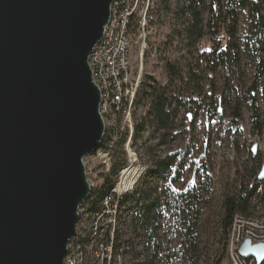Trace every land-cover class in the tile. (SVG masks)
<instances>
[{"label":"water","instance_id":"95a60500","mask_svg":"<svg viewBox=\"0 0 264 264\" xmlns=\"http://www.w3.org/2000/svg\"><path fill=\"white\" fill-rule=\"evenodd\" d=\"M113 1L0 0V264L65 263L106 130L88 59ZM238 252L260 264L264 243Z\"/></svg>","mask_w":264,"mask_h":264},{"label":"rangeland","instance_id":"374dc122","mask_svg":"<svg viewBox=\"0 0 264 264\" xmlns=\"http://www.w3.org/2000/svg\"><path fill=\"white\" fill-rule=\"evenodd\" d=\"M212 2L205 0L206 8L202 13L204 32L207 35L222 33L228 39L235 22L237 31L233 38L241 47L238 61L232 62L226 71L220 70L219 74L211 76L214 88L224 92L222 100L215 106L218 114L210 115L205 108H200L195 115V105L187 103L179 108L176 130L171 132L165 143H160L163 133L154 132L150 125L141 137L133 140L134 150L147 167V174L140 184L141 191L148 190L151 199L159 197L161 202L174 194L187 192L193 199L189 220L184 221L180 217L177 220L174 212L161 206L157 223L150 224L157 232L161 248L154 254L152 241L144 238V245L148 243L144 257L154 264H215L217 261L230 264L220 225L224 214L223 202L227 197L240 194L242 187H251L264 166V75L257 77L260 57L254 49L250 31L257 18L254 13L241 8L239 3L232 11L228 0H216L213 16L210 12ZM184 6V0H170L167 7L160 6L157 22L151 29L142 56L141 43L132 48L134 73L137 76L142 68L145 82L148 76H152L161 84L167 83L166 62L179 66L195 64L199 54L214 46L205 44V39H209L207 36L196 42L185 39L191 16L189 12L182 13ZM254 84L258 86L256 94L261 110L262 128L259 130L252 119L248 100V92ZM195 98L202 96L196 94ZM237 110L240 117L235 116ZM145 114L146 106L137 104L133 109L135 126L143 121ZM118 142L115 143L116 158L123 160L125 146ZM255 143L258 144V152L253 156L251 148ZM176 152L177 161L181 164L165 173L164 179L157 177L159 162L167 154ZM90 166L94 167L90 179L96 182V176L99 177L103 170L102 165L95 162ZM256 193L263 197L264 183ZM263 201L262 198L257 203L261 210H264ZM130 222L133 219L130 218Z\"/></svg>","mask_w":264,"mask_h":264},{"label":"built area","instance_id":"2783aa9c","mask_svg":"<svg viewBox=\"0 0 264 264\" xmlns=\"http://www.w3.org/2000/svg\"><path fill=\"white\" fill-rule=\"evenodd\" d=\"M162 0H114L111 14L99 43L89 55L92 77L101 95L99 112L105 122L106 145L84 160L92 192L100 188L116 164L115 143L121 139L125 146V163L114 176L106 192L94 201H86L79 209L80 218L76 232L67 247L64 264H144L145 231L141 228L142 204L139 209L128 199L140 186L147 167L133 148L135 124L133 109L143 83L142 68L137 76L132 64V48L141 43L140 56L151 34ZM226 36L217 33L205 44L223 48ZM207 52V49L204 50ZM103 139V140H104ZM101 163L103 170L93 182L94 167ZM99 183H101L99 185ZM257 192V191H256ZM92 194V193H91ZM257 193L252 197V215L236 213L225 240L230 264H258L255 257L239 254V245L250 239L252 244L264 243V210L257 203ZM90 200V199H89ZM264 202V201H263ZM137 213V214H136ZM137 215V232L130 218ZM149 261V260H148ZM260 264H264V259Z\"/></svg>","mask_w":264,"mask_h":264},{"label":"trees","instance_id":"16d2710c","mask_svg":"<svg viewBox=\"0 0 264 264\" xmlns=\"http://www.w3.org/2000/svg\"><path fill=\"white\" fill-rule=\"evenodd\" d=\"M170 0H162L161 6L167 7ZM215 2L213 0L210 6V12L215 16ZM230 9L236 7L239 3L240 7L246 9L250 13H254L257 18L254 25L251 27V35L253 36L254 49L258 53L260 59L257 64V77L264 75V0H228ZM184 8L182 13L189 12L190 20L186 28L185 39L188 42H196L204 37H209V39H214L217 32H211L206 34L204 32V27L202 25V13L205 7V0H184ZM206 8V7H205ZM253 15V16H254ZM235 22L231 26L230 38L225 40L223 48L220 49V44L211 46L207 52L199 54L198 63L190 64L186 63L179 66L176 63L166 62L165 72L167 75V83L161 84L155 80L152 76H148V81H144L138 92V97L136 100V105H145L146 114L143 121L135 126L134 139L137 140L141 137L147 125L153 127L154 132H162V140L160 143H165V140L171 136V132L176 130V121L179 115V108L185 106L187 103L195 105V115L198 114L200 108H205V110L212 114H218L216 104L220 103L223 98V91L214 88L211 76L213 74H219L220 70L226 71L231 67L232 62L239 60L241 54V47L234 40L236 33ZM263 86V99H264V80L262 81ZM258 86L254 84L250 91L248 92L249 109L252 113V119L257 124L256 128L259 130L262 128L260 123L261 110L258 104L257 98ZM198 94L202 98H195ZM221 116V114H220ZM236 117H240V111H236ZM106 139L101 143V147L106 145ZM118 143H124V140H119ZM117 143V144H118ZM134 143V141H133ZM116 155V152H115ZM178 152L167 154L159 162L158 168L156 170V176L160 179L165 178V173H168L173 166L176 164H181V161H177ZM125 163V158L123 160H117L114 165L111 174L106 176L105 181L102 186L96 191L92 192L88 202L94 201L96 198H100L106 190L111 185V176H114L119 168ZM264 183L263 180H259L256 177V182L249 188L242 187L240 194L227 197L223 202L224 214L221 219V227L223 229L224 239L228 237L233 216L236 213H241L243 215H252L254 206L252 205V197L255 195L258 188ZM141 186L138 187L137 191L129 196L134 203V208L137 210L142 204V216L139 217L141 222V229L145 231V240L152 241L153 243V253H159L160 243L157 240V232L155 228H151L152 222L157 223L158 213L161 206L167 207L169 211L174 212V214L181 220L187 221L191 216V202L192 198L187 193L174 194L172 198L160 201L159 197L151 199L149 191H141ZM259 195H257L258 197ZM256 197V198H257ZM261 199V198H260ZM259 199V200H260ZM144 200L145 202H142ZM261 201V200H260ZM162 203V204H161ZM190 209V210H189ZM137 214V213H136ZM137 215L133 216V227L137 232ZM151 226V227H150ZM217 261L215 264H219ZM144 264H154V261H146Z\"/></svg>","mask_w":264,"mask_h":264},{"label":"flooded vegetation","instance_id":"af4514ba","mask_svg":"<svg viewBox=\"0 0 264 264\" xmlns=\"http://www.w3.org/2000/svg\"><path fill=\"white\" fill-rule=\"evenodd\" d=\"M257 152H258V148H257ZM257 154V153H256ZM256 156V155H255Z\"/></svg>","mask_w":264,"mask_h":264},{"label":"snow or ice","instance_id":"6c2138e0","mask_svg":"<svg viewBox=\"0 0 264 264\" xmlns=\"http://www.w3.org/2000/svg\"><path fill=\"white\" fill-rule=\"evenodd\" d=\"M189 117H191V114H189Z\"/></svg>","mask_w":264,"mask_h":264}]
</instances>
